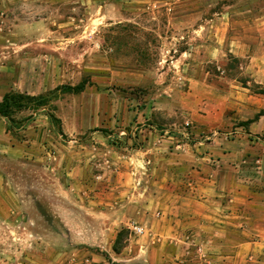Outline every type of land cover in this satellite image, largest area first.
Returning <instances> with one entry per match:
<instances>
[{"label": "rangeland", "instance_id": "obj_1", "mask_svg": "<svg viewBox=\"0 0 264 264\" xmlns=\"http://www.w3.org/2000/svg\"><path fill=\"white\" fill-rule=\"evenodd\" d=\"M0 60H20L24 91L11 92L47 98L27 111L43 109L58 141L136 150L145 131L191 141L197 114L222 107L217 135L240 139L264 113V0H0ZM262 157L245 164L257 170ZM1 163L20 201L0 211V264H264V253L213 256L191 233L163 256L142 221L116 226L115 209L71 203L61 166Z\"/></svg>", "mask_w": 264, "mask_h": 264}, {"label": "crops", "instance_id": "obj_2", "mask_svg": "<svg viewBox=\"0 0 264 264\" xmlns=\"http://www.w3.org/2000/svg\"><path fill=\"white\" fill-rule=\"evenodd\" d=\"M19 63L0 60V103L7 93L24 91L21 78L15 77ZM42 111L15 113V121L30 117L23 126L0 115V211L7 213L20 201L1 162L15 166L23 158H35L63 168L61 176L75 192L64 186L61 193L70 198L73 191L76 207L115 209L116 226L142 221L139 225L150 232L148 241H157L163 256L174 239L181 243L188 233L205 236L212 255L229 261L237 257L240 263V258L264 253V165L256 170L245 164L263 160L264 116L240 140L216 133L228 124L225 107L207 110L197 114V137L191 141L145 131L144 148L119 150L105 139L96 144L58 141ZM259 133L261 138H249ZM43 138L50 153L43 151ZM96 164L103 171L95 174Z\"/></svg>", "mask_w": 264, "mask_h": 264}, {"label": "trees", "instance_id": "obj_3", "mask_svg": "<svg viewBox=\"0 0 264 264\" xmlns=\"http://www.w3.org/2000/svg\"><path fill=\"white\" fill-rule=\"evenodd\" d=\"M85 87L86 82H83L80 86L76 88H69L66 91L68 93H79L84 91ZM47 103V98L42 95L30 96L22 93L9 92L5 95L3 101L0 103V115L9 118L12 123H16V121L12 118L15 113L25 111L29 107L39 109L47 105ZM262 116H264V113L258 114L257 119L252 121V123L259 120V118Z\"/></svg>", "mask_w": 264, "mask_h": 264}, {"label": "built area", "instance_id": "obj_4", "mask_svg": "<svg viewBox=\"0 0 264 264\" xmlns=\"http://www.w3.org/2000/svg\"><path fill=\"white\" fill-rule=\"evenodd\" d=\"M187 125L189 126V123H187ZM190 135V132L187 133V136ZM136 231L139 233V234H143L144 233V230L142 228H136Z\"/></svg>", "mask_w": 264, "mask_h": 264}]
</instances>
